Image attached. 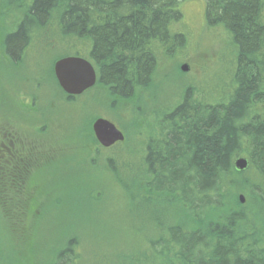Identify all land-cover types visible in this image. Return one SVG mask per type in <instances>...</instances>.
<instances>
[{
	"label": "trees",
	"instance_id": "16d2710c",
	"mask_svg": "<svg viewBox=\"0 0 264 264\" xmlns=\"http://www.w3.org/2000/svg\"><path fill=\"white\" fill-rule=\"evenodd\" d=\"M186 1L0 0L19 13L2 48L17 60L37 34L49 36L56 25L51 30L60 42L69 38L90 45L99 86L130 103L149 87L159 56L182 44L183 34L173 26ZM201 1L206 25L222 28L235 50L229 91L210 103L184 93L164 117L158 138L146 141L139 190L132 185L131 164L107 160L112 177L122 182L118 187L141 195L144 204L136 217L127 214L141 223L138 228L133 220V225L124 221L126 234L141 244L121 250L118 264H264V0ZM86 127L89 142L99 149ZM125 143L124 138L112 148L121 146L132 159L134 149ZM239 157L248 161L244 172L233 167ZM33 185L28 180L27 191ZM4 198L7 208L39 220L33 199L8 205ZM176 213L182 217L174 218ZM166 214L172 223L165 222ZM79 247L76 237L66 238L50 264H78Z\"/></svg>",
	"mask_w": 264,
	"mask_h": 264
},
{
	"label": "rangeland",
	"instance_id": "374dc122",
	"mask_svg": "<svg viewBox=\"0 0 264 264\" xmlns=\"http://www.w3.org/2000/svg\"><path fill=\"white\" fill-rule=\"evenodd\" d=\"M14 10L0 2L1 92L6 87L4 83L10 87V80L20 77L13 65L10 71L2 48V37L13 30V19L19 15ZM179 10L182 16L173 30L183 34L182 46H174L170 55L159 56L149 87L140 95L137 94L136 100L130 103L111 97L107 89L101 86H96L72 105L66 103L57 94V88L49 77V66L60 57L73 55L70 51L73 53L79 50L83 54L89 45L69 38L60 42L56 39L58 32L51 30L56 25L49 28L48 32L53 34L41 37L37 34L38 37L32 39L30 49L49 52L41 56L33 69L31 63L37 55L27 51L21 70L25 69L29 73L31 70L32 76L39 72L46 80L39 92L38 106L40 110L48 108L43 110V116L50 115L51 104L54 108L50 122L55 130L53 147L50 148L49 144L44 147L45 152L51 150L43 160L40 178L42 195L37 197L35 208L40 217L38 221L34 214L24 217L19 210L7 208L4 191L0 189V257L5 261L0 260V264H50L68 237H76L79 241L78 264H118L117 256L120 252L141 244L136 236L126 234L128 226L124 222L133 225L134 221L137 228L141 225L139 221L127 216L129 212L130 216L136 217V212L142 209L144 204L141 195L128 194L118 187L122 182H116L112 177L107 168V160L131 164L129 171L136 173L132 177V185L139 190L142 179L139 162L143 149L148 137L157 139L165 127V114L180 103L186 91L190 92L192 100L207 103L227 95L234 71L235 50L229 36L220 27L206 25L204 2L189 0L180 4ZM44 43L50 47L41 49ZM185 64L189 71L182 73L180 67ZM15 68L21 71L20 66ZM0 100L2 123L3 119L5 122V118L10 116V105L13 102L10 97L6 103L1 96ZM88 116L89 127L97 117L113 123L123 133L128 150L134 149L133 158L124 155L121 146L96 149L82 128ZM129 205L131 209H128ZM144 216L141 214L140 217ZM171 217V214H166L165 222L172 223ZM177 217H182V214L176 213L174 218Z\"/></svg>",
	"mask_w": 264,
	"mask_h": 264
},
{
	"label": "flooded vegetation",
	"instance_id": "af4514ba",
	"mask_svg": "<svg viewBox=\"0 0 264 264\" xmlns=\"http://www.w3.org/2000/svg\"><path fill=\"white\" fill-rule=\"evenodd\" d=\"M30 47L31 46H28L25 50H23L17 60L10 59L4 53L6 59L8 60L7 63L10 65V71L12 67L11 65H13L14 69L20 74V77L17 80H10V87L8 84L4 83V87L6 86L7 88L5 87L2 92L0 91V96L5 103L9 97L13 102V104L10 105V116L5 118V122L4 119L2 123L0 122V189L4 191V196H8V205L12 204V202L16 199L19 203H25L27 201L31 202L32 199L33 202L38 203L37 197L42 195L40 178L42 177V168L44 166L43 160L46 153L51 150L49 149V151L45 152L44 147H47L48 144L50 148L53 147L52 139L55 130L52 126H50V122L52 121L54 108L51 104L49 108L51 111L50 115L43 116L42 112L45 108L43 107V110H40L41 107L39 108L38 106V103L40 102L39 92L45 86L44 83H46V80L40 76L39 72L38 75L32 76L30 75L33 74L31 73V70L30 73L25 69L21 70V64H24V57L26 56L25 53H27V51L32 54L35 52L37 55V58L31 63L33 69L37 66V62L41 60V56L43 55L42 51L38 49L34 51L33 49H30ZM90 49L89 45L86 52L83 50V54H81V51L79 50L77 52L73 51V53L70 52L73 55L60 57L56 61L51 62L49 66V77L53 82V85L57 88V94L63 97L64 101L68 104L72 105L73 102L79 101V99H82L81 97H84L90 93L93 88L99 86L98 71L89 58ZM44 52L48 53L49 51L44 50ZM83 56H86V58H83ZM69 57L81 58L88 61L96 73L94 86L79 96H69L65 94L59 88L54 76V64L61 59ZM19 66L21 70L20 72L18 71V68H15ZM21 76L23 78H21ZM15 81H18V83H15ZM47 109L48 108H46L45 111ZM44 113L45 112H43V114ZM169 114L170 112L165 114V116ZM89 116L84 121L85 125L83 124V129L86 126L88 127L90 124ZM26 117L30 119H27ZM97 119L100 118L97 117L96 120ZM92 124L88 127L91 134ZM87 127L86 129H88ZM87 136L90 137V134H87ZM97 146L99 149H103L98 144ZM28 180L34 181L33 188L29 191H27ZM34 197H36L37 200H35Z\"/></svg>",
	"mask_w": 264,
	"mask_h": 264
},
{
	"label": "water",
	"instance_id": "95a60500",
	"mask_svg": "<svg viewBox=\"0 0 264 264\" xmlns=\"http://www.w3.org/2000/svg\"><path fill=\"white\" fill-rule=\"evenodd\" d=\"M182 73H187L189 67H180ZM54 76L59 88L69 96H79L92 88L96 81V73L91 64L81 58H64L57 61L53 67ZM96 143L103 149H109L124 141L123 133L110 121L97 119L91 126ZM233 167L237 172H244L248 168V161L244 157L237 158ZM243 204V196L238 197Z\"/></svg>",
	"mask_w": 264,
	"mask_h": 264
}]
</instances>
